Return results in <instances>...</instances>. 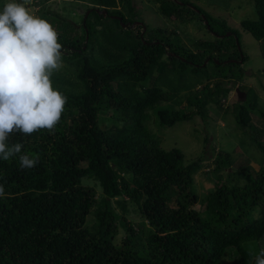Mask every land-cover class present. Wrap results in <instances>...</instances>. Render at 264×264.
Instances as JSON below:
<instances>
[{
	"label": "trees",
	"instance_id": "16d2710c",
	"mask_svg": "<svg viewBox=\"0 0 264 264\" xmlns=\"http://www.w3.org/2000/svg\"><path fill=\"white\" fill-rule=\"evenodd\" d=\"M56 1L32 5L57 33L60 67L50 80L66 103L54 129L7 141L39 162L22 169L18 155L0 159V264H256L264 239L259 93L249 89L230 107L237 126L254 131L239 142L254 143L256 163H236L216 146L212 157L187 158L148 127L204 120L211 103L227 110L247 60L237 31L191 0L147 1L213 38L183 37L177 24L150 27L136 0H67L82 8L79 23L45 5ZM252 3L256 18L241 27L262 42L264 58V0Z\"/></svg>",
	"mask_w": 264,
	"mask_h": 264
},
{
	"label": "clouds",
	"instance_id": "9594fccd",
	"mask_svg": "<svg viewBox=\"0 0 264 264\" xmlns=\"http://www.w3.org/2000/svg\"><path fill=\"white\" fill-rule=\"evenodd\" d=\"M61 52L57 33L47 21L30 15L25 4L4 6L0 12V159L8 161L21 153V143H7L11 134L51 130L59 121L66 97L53 89L50 75L60 67ZM18 159L22 169L39 162L27 154ZM256 264H264V251Z\"/></svg>",
	"mask_w": 264,
	"mask_h": 264
},
{
	"label": "rangeland",
	"instance_id": "374dc122",
	"mask_svg": "<svg viewBox=\"0 0 264 264\" xmlns=\"http://www.w3.org/2000/svg\"><path fill=\"white\" fill-rule=\"evenodd\" d=\"M196 5L204 9L210 16L217 20L225 22L232 30L237 31L239 34V43L242 53L247 57V60L242 64L245 70V75L241 89L239 91L246 92L252 89L257 91L260 96L259 100L264 103V58L262 56V42L256 40L250 33L244 31L241 27V21L244 19H255V11L253 9L252 0H191ZM9 2H16L25 4L30 15L39 17L38 5H32V0H9ZM4 2H2L3 4ZM74 4H78L73 2ZM67 0L56 1L45 4L52 12L58 13L61 16H66L67 19L77 20L79 23V14L82 11L81 7L74 5ZM6 5V4H4ZM136 10L140 12L144 22L150 27L168 26L173 27L177 24L175 21L164 18L157 12L156 7L147 0H136ZM55 16V15H54ZM56 17V16H55ZM199 22H193L189 24H177L182 25L180 27L181 35L184 37L185 30L188 34H191L194 38H208L213 36L204 28L199 27ZM235 86H239L238 84ZM238 100L237 91L234 87L233 93L229 96L225 105L227 110L219 109L215 104H210L207 109V116L204 120L200 117H195L192 120L179 121L175 125L170 127L161 128V132L153 124L148 125L150 131L154 132L161 140V146L164 149L171 147L179 148L186 157H194L197 154L204 153L203 156L212 157L213 147L216 146V150L221 148L223 150L231 152L235 158L236 163H242L244 156L247 157L251 163H256L262 159L261 152L256 148L253 142H244L240 144L239 137L243 136L244 131L254 132L250 128L243 129L238 127L234 122L233 115L231 113V105ZM254 127L261 129L260 123L252 120ZM264 132V127L262 129ZM258 135V134H257ZM264 140V134L258 135V138ZM247 141L246 136L242 137ZM204 139H207V143L204 144ZM247 160V159H245ZM210 167L203 168L207 171ZM92 183V181H88ZM208 180L205 178H198V184L200 190L208 188ZM122 232L119 237L121 238ZM117 238V241L120 240ZM262 249L264 251V239L262 241ZM227 262V261H226Z\"/></svg>",
	"mask_w": 264,
	"mask_h": 264
},
{
	"label": "water",
	"instance_id": "95a60500",
	"mask_svg": "<svg viewBox=\"0 0 264 264\" xmlns=\"http://www.w3.org/2000/svg\"><path fill=\"white\" fill-rule=\"evenodd\" d=\"M96 11H100L101 13H106V9H103V10H97L96 9ZM88 13V12H87ZM86 17V15L84 16V18ZM113 17H118V19L121 21V19H120V17L119 16H116V15H114ZM206 21V20H205ZM207 22V21H206ZM139 23H142L141 21H135L134 23H133V25L134 24H139ZM121 25L122 26H127L128 25V23H124L123 21H121ZM232 32L231 31H228L226 34L227 35H229V34H231ZM236 41H237V38H236ZM237 95H238V98H240V99H242L243 97H244V93L243 92H241V91H239L238 89H237Z\"/></svg>",
	"mask_w": 264,
	"mask_h": 264
}]
</instances>
